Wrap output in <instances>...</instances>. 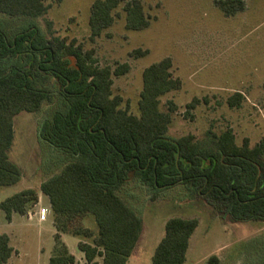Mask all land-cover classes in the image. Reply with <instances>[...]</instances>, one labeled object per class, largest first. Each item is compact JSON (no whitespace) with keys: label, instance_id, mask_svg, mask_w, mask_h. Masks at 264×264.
Listing matches in <instances>:
<instances>
[{"label":"trees","instance_id":"1","mask_svg":"<svg viewBox=\"0 0 264 264\" xmlns=\"http://www.w3.org/2000/svg\"><path fill=\"white\" fill-rule=\"evenodd\" d=\"M59 2L60 0H55ZM123 0H93L88 26L98 36L115 19L114 9ZM243 7L240 0L220 3ZM44 0H0V15L37 18L45 14ZM227 11V8H225ZM125 28L142 29L149 17L138 0L123 4ZM0 31V186L20 179L19 168L7 151L13 137V117L19 112H38L51 100L46 87L49 76L60 87L63 108L55 110L38 126V138L68 159L40 184L48 198L53 218L54 245L47 264H75V257L60 235L80 239L78 250L87 264H126L136 249L142 220L118 191L131 180L146 185L155 199L165 188L184 185L205 197L233 219L264 222V141L250 147L248 138L236 144L231 129L220 133L208 129L205 140L192 133L178 138L167 136L176 107L160 108V97L179 89L181 82L171 74L172 61L165 57L142 71L138 114L128 101L112 92V75L129 70L127 63L114 68L94 65L91 51H83L73 40L45 38L34 26L12 33ZM147 50L135 49L132 56ZM235 92L227 102L239 105ZM198 99L186 105L193 108ZM38 201L28 188L0 202L7 221L13 213L26 214ZM91 215L96 228L85 223ZM195 218L170 217L164 234L151 256V264H183ZM13 252L9 236L0 234V264ZM100 259V260H99ZM207 264H220L211 254Z\"/></svg>","mask_w":264,"mask_h":264},{"label":"rangeland","instance_id":"2","mask_svg":"<svg viewBox=\"0 0 264 264\" xmlns=\"http://www.w3.org/2000/svg\"><path fill=\"white\" fill-rule=\"evenodd\" d=\"M44 1L47 10L37 18L0 15V31L11 39L12 33L34 26L45 38H66L83 51H91L96 66L114 68L127 63V72L112 75V92L122 97V106L128 101L134 114L139 113L143 69L169 57L171 74L181 86L160 97L163 111L168 109V101L176 107L167 136L178 138L192 133L196 140L203 141L208 129L220 133L229 128L236 144L244 138H248L250 147L264 141V0H245L242 10L228 4L227 11L220 4L226 0H138L149 17L148 26L138 30L125 28L123 4L131 0H123L114 9L112 25L95 37L88 26L93 0ZM135 49L147 52L130 55ZM45 85L51 100L44 101L38 112L22 111L13 117L7 155L19 168L20 179L0 186V202L21 190L37 189L68 159L38 138L39 123L63 108L55 79L49 76ZM235 92L242 98L239 105L230 106L227 99ZM193 98L198 102L189 109L186 105ZM189 189L184 185L168 187L153 199L149 188L137 180L120 188L119 195L142 220L140 240L127 264H151L154 248L164 234V223L174 216L198 221L184 264H206L203 258L211 254L220 264H264V222L233 219ZM85 223L96 228L91 215ZM52 230L50 216L38 226L35 220L19 215L8 223L0 212V234H7L17 250L5 264H47L53 248ZM65 237L71 243L79 239ZM72 249L76 252L73 244ZM75 264L84 263L77 259Z\"/></svg>","mask_w":264,"mask_h":264},{"label":"crops","instance_id":"3","mask_svg":"<svg viewBox=\"0 0 264 264\" xmlns=\"http://www.w3.org/2000/svg\"><path fill=\"white\" fill-rule=\"evenodd\" d=\"M240 1L242 2L243 7L240 8V9H238V10H242V9L244 8V2H245V0H240ZM235 11H236V10H235ZM40 184H41V183H40ZM40 184H39V187H40ZM39 187H38L37 189H34V190H36V192H37V196H38V201H37V203L34 204V205H32V206L28 209V211L26 212V214L21 215V214H18V213H13V214L11 215V219H10L9 221H7L8 223H10V222L15 218L16 215H19L20 217H26L27 220H31V221H32V220H35L38 226H42V225L48 220V218H49V216H50L51 221H52V225H53V218H52V214H51V210H50V206H49L48 198H47L45 195H43V194L41 193ZM40 207H44V208H46L47 211H48V214L46 215V219H45V220H42V221H39V219H38V214H37L38 209H39ZM0 212H2V211H0ZM55 232H56V231H55V228H54V225H53V230H52V234H51V235H52V239H53V236H54ZM193 233H194V232H193ZM66 235H68V234H61V235H60V238H61L62 242H64V244L67 246L69 252H70L72 255H74V257H75V261H76L77 259H81V262L85 264V260H84V258H83V254H82V253L78 250V248H77V244H78V242L80 241V239H78V240L75 241L74 243H73V242L71 243V242H68V240L66 239V237H65ZM71 236H72V235H71ZM191 236H192V235H191ZM190 238H191V237H190ZM69 243H71V244H69ZM9 244H10V238H9ZM72 244L75 245V247H76V252H74V250L72 249ZM53 245H54V239H53ZM156 245H157V244H156ZM10 246H11L12 249H13V252H12V254H11V256H12L13 253H17V250L15 249L14 246H12V245H10ZM189 246H190V239H189V243H188V248H187V251H186V255H187V252H188V250H189ZM52 249H53V248H52ZM154 249H155V248H154ZM43 251H44V248H43V246H41L40 253H43ZM51 253H52V250L49 252V254H48V256H47V262H48V259H49L50 255H51ZM11 256H10V257H11ZM209 256H210V255L204 257L203 260H204V261H207V258H208ZM9 259H10V258H9ZM9 259H8V260H9ZM185 261H186V256H185ZM185 261L183 262V264L185 263ZM126 264H127V262H126ZM190 264H192V262H191ZM206 264H207V263H206Z\"/></svg>","mask_w":264,"mask_h":264},{"label":"built area","instance_id":"4","mask_svg":"<svg viewBox=\"0 0 264 264\" xmlns=\"http://www.w3.org/2000/svg\"><path fill=\"white\" fill-rule=\"evenodd\" d=\"M37 214H38V219H39V221H42V220H45V219H46V215L48 214V211H47L46 208H44V207H40V208L38 209Z\"/></svg>","mask_w":264,"mask_h":264}]
</instances>
